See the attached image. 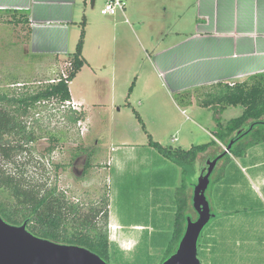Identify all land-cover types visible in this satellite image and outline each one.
<instances>
[{
  "label": "rangeland",
  "instance_id": "374dc122",
  "mask_svg": "<svg viewBox=\"0 0 264 264\" xmlns=\"http://www.w3.org/2000/svg\"><path fill=\"white\" fill-rule=\"evenodd\" d=\"M102 6L101 0L93 7L88 3L76 18L80 31L86 18L82 54L85 66L70 81L69 88L72 94L87 101L83 108L85 121L68 122L69 109L54 98L35 103L23 119L38 135L37 140L30 150L14 156L12 162L0 159V164L9 172H24L30 183L56 186L74 202L92 204L105 192L112 225L108 263L161 264L173 232L172 194L179 184V167L148 146L147 134L163 146L183 149L217 141L196 159L197 183L207 160L221 154L223 148L215 137L216 124L239 116L243 107H206L199 103L200 91L166 89L143 49L147 48L149 54L166 43L162 42L166 39L164 33L175 30L176 22L169 14L148 12L140 32L136 20L128 13L129 22H125L119 13L102 15ZM129 28L136 30L141 44ZM124 45L126 49H122ZM25 46V36L18 26L0 23L1 93L25 95L43 87L64 70L67 56L47 60L50 56L31 55ZM49 146H53L52 151H48ZM249 149L248 157L232 160L237 156L231 154L230 159L224 157L216 163L205 191L212 212H218L211 200V194L219 189L218 182H213L215 176L228 167L237 169L264 160V141ZM134 153L136 157L130 158ZM260 170L264 171V166ZM239 172L237 169V175ZM225 181L229 182L227 176ZM187 205V212L195 219L189 201ZM242 205L249 209L244 214L258 209L264 213V203L259 201ZM237 207L235 204L233 209ZM234 219L217 220L207 227L214 220L211 217L202 229L198 251L201 264H264V221L256 218L241 225Z\"/></svg>",
  "mask_w": 264,
  "mask_h": 264
},
{
  "label": "crops",
  "instance_id": "0c3cea01",
  "mask_svg": "<svg viewBox=\"0 0 264 264\" xmlns=\"http://www.w3.org/2000/svg\"><path fill=\"white\" fill-rule=\"evenodd\" d=\"M96 2L94 0V4ZM88 3L94 6L92 0H0V23L18 26L22 36H25V47L29 54L50 56L46 57L47 60L56 61L65 57L70 48L74 49L73 43L78 40L80 32L76 27V18L81 16ZM155 11L162 15L169 14L176 21L175 30L164 33L166 39L162 42H166L165 44L152 49L149 54L147 48L143 49L151 68L168 91H203L217 83H240L264 73V0H126L124 12L119 14L125 18V22H129L126 17L128 13L136 20V29L141 32L145 26V14ZM83 16L85 17L84 14ZM130 31L141 44L136 30L131 28ZM123 48L126 49V46H122ZM84 66L85 64L82 68ZM69 91L70 101L85 112L83 108L87 101L72 94L70 88ZM249 151L250 149L241 157L251 155ZM134 157L136 153L130 158ZM241 157H234L232 160ZM109 161L110 165L112 157ZM261 166H264V160L238 167V175L237 169L228 167L223 171L222 178L218 181L220 191L216 189L218 191L211 194L212 203L219 214L215 213L214 220L207 227L218 222L217 220L227 221L234 217L241 225L256 218L264 221L261 209L244 214L249 209L242 205L253 204L255 201L264 203V171L260 170ZM178 175V186L173 184L174 204L176 189L181 182L180 167ZM226 176L229 182L225 181ZM194 186L187 185L185 190L186 202L189 201L191 210H194L191 190ZM235 204L238 207L233 209ZM188 209L189 206L187 211ZM109 227H112L110 221Z\"/></svg>",
  "mask_w": 264,
  "mask_h": 264
},
{
  "label": "trees",
  "instance_id": "16d2710c",
  "mask_svg": "<svg viewBox=\"0 0 264 264\" xmlns=\"http://www.w3.org/2000/svg\"><path fill=\"white\" fill-rule=\"evenodd\" d=\"M82 25L74 49L66 54V59L70 62V67L65 66L68 71L67 79L49 81L43 87L21 96L0 92V159L12 162L14 156L30 150L37 140L38 135L23 119L29 107L51 98L56 99L60 104L70 101L69 82L85 64L82 56L84 18ZM197 96L200 97L199 103L206 107L218 106L222 109L236 105L243 107L239 116L225 123L216 124L215 137L223 145L220 151L222 156L217 162L224 157L230 159L231 154L241 157L250 146L264 141V73L254 75L248 81L240 83H217L200 91ZM68 109L66 115L68 122L77 123L85 118L83 110ZM136 117L141 122L138 114ZM142 128L144 129L143 123ZM51 137L56 138V135ZM243 138L247 140L243 141ZM148 144L181 168V182L175 193L173 232L165 250L166 255L163 259L165 260L176 250L185 230L186 218L191 216L187 212L185 190L187 185L193 186L196 183L194 177L196 159L212 144L218 143L212 140L211 143L183 149L163 146L148 136ZM52 150L53 146H49L48 151ZM222 173L223 171L215 176L214 183L222 178ZM0 216L14 225L26 222V228L36 236L85 247L106 262L109 261V197L105 192L92 204L74 202L56 186L47 187L45 184L30 183L26 180L24 172H9L0 164ZM197 247L199 251V237Z\"/></svg>",
  "mask_w": 264,
  "mask_h": 264
},
{
  "label": "water",
  "instance_id": "95a60500",
  "mask_svg": "<svg viewBox=\"0 0 264 264\" xmlns=\"http://www.w3.org/2000/svg\"><path fill=\"white\" fill-rule=\"evenodd\" d=\"M94 0H92V5ZM240 132V131H238ZM228 145V148L230 147ZM227 151V149H226ZM219 154L206 162L193 188L192 204L197 214L195 219L186 218L184 233L176 250L161 264H200L198 237L213 216L205 190ZM0 264H109L91 250L59 243L34 235L26 228V222L10 224L0 216Z\"/></svg>",
  "mask_w": 264,
  "mask_h": 264
},
{
  "label": "built area",
  "instance_id": "2783aa9c",
  "mask_svg": "<svg viewBox=\"0 0 264 264\" xmlns=\"http://www.w3.org/2000/svg\"><path fill=\"white\" fill-rule=\"evenodd\" d=\"M125 6H126V0H104L103 6L101 7L100 12L102 15H115L119 12L123 13ZM66 67H70V62H66ZM67 77H68V71L64 68V70H61L59 72L58 77L50 81L56 82V81H59L60 78L67 79ZM61 106L63 108L79 109L78 106L71 101H65L64 103H62Z\"/></svg>",
  "mask_w": 264,
  "mask_h": 264
},
{
  "label": "flooded vegetation",
  "instance_id": "af4514ba",
  "mask_svg": "<svg viewBox=\"0 0 264 264\" xmlns=\"http://www.w3.org/2000/svg\"><path fill=\"white\" fill-rule=\"evenodd\" d=\"M206 166H204V167H202V170L204 171V168H205ZM201 173H202V171H201ZM209 205H210V202H209ZM210 209H211V206H210ZM211 213L213 214V216L212 217H215L216 216V214L214 213V212H212V210H211ZM196 217H197V214H196ZM211 219V218H210Z\"/></svg>",
  "mask_w": 264,
  "mask_h": 264
}]
</instances>
